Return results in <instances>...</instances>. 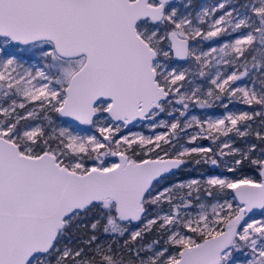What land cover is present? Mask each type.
<instances>
[{
    "label": "snow or ice",
    "instance_id": "6c2138e0",
    "mask_svg": "<svg viewBox=\"0 0 264 264\" xmlns=\"http://www.w3.org/2000/svg\"><path fill=\"white\" fill-rule=\"evenodd\" d=\"M0 264H264V0H0Z\"/></svg>",
    "mask_w": 264,
    "mask_h": 264
},
{
    "label": "rangeland",
    "instance_id": "374dc122",
    "mask_svg": "<svg viewBox=\"0 0 264 264\" xmlns=\"http://www.w3.org/2000/svg\"><path fill=\"white\" fill-rule=\"evenodd\" d=\"M192 2V5L193 7H198L200 4L202 3H213L214 0H191ZM241 2H243V0H241ZM223 39V38H222ZM33 63H36V61H33ZM237 108H243L244 106L243 105H236ZM204 111H207L208 114H214V115H219L223 110L220 109V108H214V109H211V110H196V114H202ZM81 127H84V128H87L88 126H81ZM204 144H207L209 143L208 141H204L203 142ZM194 170L195 171V174L193 175H184V171L186 170ZM205 170H208V171H213L212 167L209 166V165H204V164H201V165H195V166H192V165H188L186 166L185 169L181 170L179 173H177V175L175 177H173V179H187L189 177H192V176H196L199 174V172H202V171H205ZM221 169H215V171H220ZM249 174H251V172H249ZM148 240L151 239V237L147 238Z\"/></svg>",
    "mask_w": 264,
    "mask_h": 264
},
{
    "label": "trees",
    "instance_id": "16d2710c",
    "mask_svg": "<svg viewBox=\"0 0 264 264\" xmlns=\"http://www.w3.org/2000/svg\"><path fill=\"white\" fill-rule=\"evenodd\" d=\"M189 165H192V166H195V164L194 163H190ZM188 166V165H187ZM193 174H195V171L194 170H186V171H184V175L186 176V175H193ZM150 237V236H149ZM149 237H147V238H149Z\"/></svg>",
    "mask_w": 264,
    "mask_h": 264
}]
</instances>
